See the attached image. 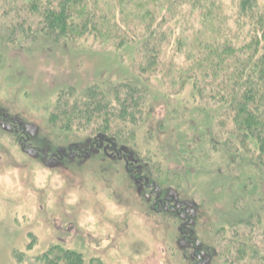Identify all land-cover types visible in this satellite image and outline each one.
Returning <instances> with one entry per match:
<instances>
[{
	"label": "rangeland",
	"instance_id": "rangeland-1",
	"mask_svg": "<svg viewBox=\"0 0 264 264\" xmlns=\"http://www.w3.org/2000/svg\"><path fill=\"white\" fill-rule=\"evenodd\" d=\"M225 2L234 29L239 8ZM6 20L0 12V264H45L54 247L82 264H264L262 160L219 141L216 104L167 70L137 80L135 46L10 44ZM120 82L148 88L134 121L105 130L60 111Z\"/></svg>",
	"mask_w": 264,
	"mask_h": 264
},
{
	"label": "trees",
	"instance_id": "trees-1",
	"mask_svg": "<svg viewBox=\"0 0 264 264\" xmlns=\"http://www.w3.org/2000/svg\"><path fill=\"white\" fill-rule=\"evenodd\" d=\"M236 2L234 29L225 0H0V12L7 18L2 32L10 44L21 37L72 47L89 39L112 49L135 46L137 80L146 82L144 77L159 68L191 82L204 103L217 105L219 141L223 136L228 150L236 147L261 159L264 170V8L255 0ZM140 82H120L111 94L91 88L80 103L60 105V111L95 120L105 130L115 117L134 121L148 89ZM247 222L241 218L237 224ZM41 258L45 264H82L80 255L59 247ZM260 260L264 263V253Z\"/></svg>",
	"mask_w": 264,
	"mask_h": 264
}]
</instances>
